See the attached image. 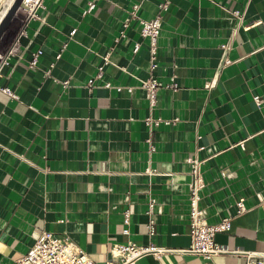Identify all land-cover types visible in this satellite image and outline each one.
<instances>
[{
  "label": "crops",
  "instance_id": "0c3cea01",
  "mask_svg": "<svg viewBox=\"0 0 264 264\" xmlns=\"http://www.w3.org/2000/svg\"><path fill=\"white\" fill-rule=\"evenodd\" d=\"M89 1L38 0L34 17L18 9L0 35V264H13L42 230L97 264L115 243L187 247L189 157L202 161L206 222L230 216L229 230L214 236L225 252L146 254L133 264H264L256 262L264 104L253 100L264 101V0H169L166 10L162 0H96L88 9ZM133 4L140 18L161 15L153 59ZM222 43L231 61L223 66ZM147 78L161 83L153 106ZM147 117L175 121L148 126Z\"/></svg>",
  "mask_w": 264,
  "mask_h": 264
},
{
  "label": "built area",
  "instance_id": "2783aa9c",
  "mask_svg": "<svg viewBox=\"0 0 264 264\" xmlns=\"http://www.w3.org/2000/svg\"><path fill=\"white\" fill-rule=\"evenodd\" d=\"M13 0H9L5 11ZM36 0L33 4L25 3L22 0L20 8H24L27 13V17L31 19L36 15L35 7L37 4ZM96 0H90L88 2V9L94 6ZM169 0H162L160 2V8L167 9ZM138 8L137 4H133L132 8L129 10L130 15L138 18L139 31L142 37L148 39L149 50L151 52L152 59L155 58L157 39L159 37L161 27V15H155L152 18L144 19L136 15V10ZM4 11V12H5ZM237 14V11L233 12ZM122 29L119 31V36H124V28L127 27V21L122 23ZM115 38V41L118 40ZM139 47V43L135 44L134 51ZM222 47L221 54V64L226 65L230 63V59L225 55V49L228 48L226 43L220 45ZM40 51L37 50L33 53V57L30 61L31 64L35 63V58ZM155 63H152V67ZM66 81V80H65ZM92 82V79L89 80ZM141 87L144 89L146 97L151 106L155 105L157 97V89L161 83L152 78H147L141 81ZM106 86L109 83H105ZM174 86V83L169 85ZM119 89V88H118ZM6 93L15 96L9 89L2 88ZM253 100L257 104H264V101H260L259 95H254ZM175 120L162 119L161 117L145 118L144 122L148 126H158L161 122L165 124L173 123ZM146 148L148 151L154 149V144L150 139L146 140ZM187 163L189 165V174L191 177L188 183V221H189V234H190V244L184 248H170L165 246L153 245V243H148L147 245H138L134 242H129L126 244L115 243L111 246L110 252L111 257L106 261V264H133L134 261L146 254H152L159 257L161 254L166 252H186L201 255L204 258H209L212 255L225 252L224 249L214 240V236L217 232H226L230 228V216L223 217L220 221L216 223H208L203 217L202 210L199 206L200 200V189L204 186L203 176L201 174V163L202 161L197 157L187 158ZM154 170L147 169L146 173L149 175L147 192L151 193L154 187L153 175ZM155 205V197L149 196L147 200V214L149 219L147 222V230L149 235L155 233V221L150 217L153 213V207ZM236 213H241L244 211L245 206L243 199H238L235 203ZM128 212L125 210L123 213L124 221L128 220ZM257 263L264 262V254L256 255ZM13 264H97L87 252L81 249L79 246L71 242L67 237L58 236L51 231H43L34 241V243L16 259H14Z\"/></svg>",
  "mask_w": 264,
  "mask_h": 264
},
{
  "label": "water",
  "instance_id": "95a60500",
  "mask_svg": "<svg viewBox=\"0 0 264 264\" xmlns=\"http://www.w3.org/2000/svg\"><path fill=\"white\" fill-rule=\"evenodd\" d=\"M22 0H13L0 18V35L3 33L7 24L10 23V20L14 17L15 13L20 8Z\"/></svg>",
  "mask_w": 264,
  "mask_h": 264
},
{
  "label": "bare ground",
  "instance_id": "6f19581e",
  "mask_svg": "<svg viewBox=\"0 0 264 264\" xmlns=\"http://www.w3.org/2000/svg\"><path fill=\"white\" fill-rule=\"evenodd\" d=\"M2 0H0V3H1ZM36 0H24L25 3H28V4H33ZM19 10L22 12V11H26L24 10V8H19ZM21 14V13H20ZM3 56V55H2Z\"/></svg>",
  "mask_w": 264,
  "mask_h": 264
}]
</instances>
